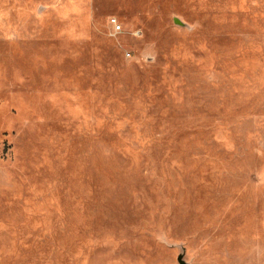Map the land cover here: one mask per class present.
<instances>
[{"label": "rangeland", "instance_id": "obj_1", "mask_svg": "<svg viewBox=\"0 0 264 264\" xmlns=\"http://www.w3.org/2000/svg\"><path fill=\"white\" fill-rule=\"evenodd\" d=\"M180 255L264 264V0H0V264Z\"/></svg>", "mask_w": 264, "mask_h": 264}, {"label": "water", "instance_id": "obj_2", "mask_svg": "<svg viewBox=\"0 0 264 264\" xmlns=\"http://www.w3.org/2000/svg\"><path fill=\"white\" fill-rule=\"evenodd\" d=\"M175 23H177V24H181V22H180L178 19H175ZM178 262H179V264H186V263L182 260V255H180V256L178 257Z\"/></svg>", "mask_w": 264, "mask_h": 264}, {"label": "built area", "instance_id": "obj_3", "mask_svg": "<svg viewBox=\"0 0 264 264\" xmlns=\"http://www.w3.org/2000/svg\"><path fill=\"white\" fill-rule=\"evenodd\" d=\"M111 25H113V26L116 28V30H118V29H119V26L117 25V23H116V20H115V19H111Z\"/></svg>", "mask_w": 264, "mask_h": 264}]
</instances>
